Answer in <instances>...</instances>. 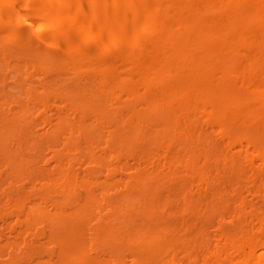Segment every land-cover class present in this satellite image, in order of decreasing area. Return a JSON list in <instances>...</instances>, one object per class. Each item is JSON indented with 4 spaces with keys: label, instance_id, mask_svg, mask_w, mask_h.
<instances>
[{
    "label": "bare ground",
    "instance_id": "1",
    "mask_svg": "<svg viewBox=\"0 0 264 264\" xmlns=\"http://www.w3.org/2000/svg\"><path fill=\"white\" fill-rule=\"evenodd\" d=\"M4 32L7 33L5 34L6 36L9 34L8 36L10 38H8V40L11 38H15L18 40V43L16 44L18 45L19 53L17 54L19 55H16L14 59V65L12 64L11 61L12 59L10 60L12 56H10V58L8 57V59L7 57L5 58V55L3 56L4 58L1 60L7 62L5 63L7 68L3 67L4 69L6 68L5 69L6 72L4 71V69H2L3 72L5 73L3 75L7 79L8 77L9 78L11 77L10 71L13 72L15 70L13 67L15 68L18 67V69H20V72L23 69V72L26 74L27 78L26 80H23L21 82H22V86L25 85V87L23 86L25 89L27 88L26 86L30 84L28 86V88L30 87L29 90H26L29 91L27 92L29 94L26 98V102L28 104L31 103L34 105L32 106L30 104L29 106H32L34 110L33 114H35L39 119V120L37 119V121H39L40 124H37V126L42 125L44 130L48 132L55 129L58 134L56 135L57 137H59V135L64 136L66 134L67 137L71 139L73 135L83 134V137L88 138L89 136H86V133H88L89 131L86 132L84 130V132L83 131L81 133L79 132L80 131L79 122H81L82 124H85L87 122L89 123L92 122V124L96 123V125L97 124L99 126L101 125L100 127L102 128L103 127L106 128L107 126H109V128L111 126L112 128H114L113 130L115 131L109 129L111 130L110 132H107L109 135L107 134L108 136L106 137L104 136L105 138L108 137L106 141L104 140L105 143H103V144H107L108 148L109 145L112 146V144L109 142L112 141L111 138L113 136L115 137V135L118 136L117 140L115 139L117 141V144H121V146L122 144L125 145L126 149L127 147L133 146L135 142L137 144L138 143L143 144V142L145 144L146 141L148 142V144L146 142V144L149 146V148L147 147L148 149H146L148 153L146 154V156L141 154L142 156L140 157L141 150L139 151V154L137 151L135 153H131L132 151L130 152L131 154L129 155V157H127V160H125L127 162L128 160L131 161L133 159L131 155L132 154L134 155V159H133L134 161L132 160L133 166L130 164V167L128 166L125 167V165L127 164L129 165V163L127 162H126L127 164L125 163L123 166V163L122 162L120 163L121 157L115 155L114 152H112L115 155L114 157L116 159L120 157V159H117V161L119 160L118 163L120 165H117L118 164L117 163L116 165L112 166L113 169L109 168L107 170L108 173L107 175L109 174L111 176L112 175L116 176L114 174L127 175V171L131 170L128 171V173L129 172L131 173L128 174L127 178H131V179L133 178L132 180L134 181V182L132 181V187L131 184H129L130 183L129 180H127L129 182L127 184L128 186L122 185L123 187L127 188V190L120 187L121 183H117L118 185L115 183L113 185L114 188L113 186L111 187L112 189L116 190L118 188V187L116 188V185L119 186L118 192L123 190L121 194L124 200L126 199L124 202L127 203L128 201H131L129 202L131 203L129 207L128 206L124 207L127 204L126 205L121 204L120 207L116 205L117 207L116 206L115 207L119 208L118 209L119 211H123L124 213L125 211H128V209H130V211L137 210L136 212H138L140 215H143L144 219L145 218L147 219L148 216H152V215L157 216L156 214L158 213L159 209L162 208L161 205L163 203L166 204L167 200H165L166 202L161 201L162 203L161 204V203H157L158 201L155 198H154L155 200L153 199L154 201L150 199L151 198L149 196L150 192H152V190H154L153 188L157 186L154 187L150 186V184H148L147 182L146 184L148 185H147V189H144L145 192H142V190L140 191L139 189L142 186L140 184L141 183L144 184L142 181L145 179L149 180V182L150 180L161 179L159 181H162V183L159 182L160 183L159 186H161V188L164 187V189L167 188L168 186H170L171 188V186L173 185L172 184L169 185V184L170 182H174L175 184H178L179 186L183 187L182 189L183 190L185 189V191L189 187L188 188L189 192L191 189L190 194L192 193L196 195L195 192H197L198 196L196 195L197 197H195L196 199L194 198V200L196 201L197 199L199 200L197 201L200 202L199 206L195 204L193 198L189 196H184V197L181 196L182 200L180 201L179 206L180 204L182 205L183 203L184 207L182 208H185L184 210L187 212L186 213L187 215L186 214L185 215L189 216L186 217V220L187 219L190 220V217L193 219H197V218L202 219L204 217L203 216L204 212L201 207H202V203H204L205 201L204 198L208 193H210L209 196H215V197L217 196L216 198L219 197V202L221 200V202H223L222 205L223 204L225 205L224 210L228 208L231 200L232 201L233 199L236 200L235 201L236 208H234L235 210L232 211V213L229 214V216L226 215L227 218L225 215L223 217H220L219 222L226 223L225 221L228 220L231 222V224L235 223L237 226L227 227V229L226 228L223 229V227L222 229L220 228L221 230V231L219 230L221 232L220 236L217 239V241L215 240L216 242H214L215 245H213V247L205 244L204 241H206L207 239L205 240L203 236V238L200 237L201 239L198 238L200 239L199 244L196 243L197 241L195 242L198 245V246L195 245L197 246V248L195 246H192L195 247L194 248L195 250L193 251V249L191 248L189 249L187 254L184 255V253L182 252L184 251L186 252L188 250L187 249L188 246L187 244H186L187 247L184 246V243L187 242H185L183 238L179 236L181 234L184 235L183 232L179 233L178 235L180 238H182L183 241L180 239L178 240V237L177 240L174 241V238L173 237L171 238V236L169 237V235L174 233L172 232L174 231L172 229H175L177 225L174 226V228H172L173 223L171 225V223H167V222L158 223L157 221H155L157 223H153L154 225L152 224L150 225L152 226L150 227L152 234V235L150 234V236L153 239L151 237L149 238V232H147L148 233L147 236L144 237V235L142 236V234H140L142 237L135 239L136 244L137 243L140 244L135 245L134 248L136 249V246L137 247L139 246L140 249L139 251H142L141 248L145 246V244L149 239H151L148 241L149 243L151 241L150 245H148L149 243H147L146 247L153 249L154 251L152 250V252H149L150 254L147 252L149 255L148 256L146 255L147 257L146 256L144 257L147 258L149 261L148 260L146 261V259L145 262L143 260L144 263L141 262L142 259H140L141 261H139V258L143 253L138 254L137 252L139 251H136V253L140 257L135 255V253L134 255L132 254L133 256L138 257L137 259H135L134 262H132L134 260L133 259L134 257L131 259L130 263L128 262L125 263V260L121 259L122 260L121 261L119 260L120 258L118 257L119 258L117 259L118 262L120 261L122 263L124 261V263L122 264H131V263L132 264L134 263L135 264H140V263L142 264H264V0H0V33H4ZM1 49H3V47ZM32 54H34V57L32 56ZM56 70L58 73H60L57 76L60 75L61 77V74H63L64 76L62 75V77H64V79L66 78L68 81L66 79L65 81H63L64 79L59 77L56 78L55 80L56 82H55L54 80L51 79V76L47 77V74L49 72L51 74L52 71H56ZM64 70H66L67 74L66 73L64 74L65 72ZM15 72H13L15 74L14 76L15 80L13 81H17L16 78L18 77L16 76V74L18 73ZM23 72H21V75L23 74ZM68 74L70 76L71 75L73 76L75 83L77 84L76 87L72 86L73 79L67 78L66 75ZM3 75L1 76L3 77ZM35 75L40 76L41 78L47 77L46 79L44 78L42 80H40L41 78L39 77V84L44 81L45 83L48 82L50 78L52 81L49 80V82L54 81L53 83L54 88H47V85L45 86V84L43 85V83H41L40 85L38 84L39 86L38 85L35 86L36 82L35 84H32L34 85L32 86L29 80L33 79V76L35 77ZM82 75L87 76L89 78L90 80L89 84L86 82L87 80H85L87 77L85 78ZM81 77L85 78L84 81H81L83 82V85H81L82 84L81 82L79 83V81L83 79ZM69 80L71 81V83ZM5 81L7 82V80ZM26 82L27 83L29 82V84H27ZM60 82L62 85H64V83L69 84V87H67L68 85H66V87L63 86L61 88L62 85L60 84ZM51 84L52 83H50L48 86H50ZM56 85L57 87H55ZM113 85L115 86L113 87ZM49 89L56 91V93L54 91L50 92ZM52 92L55 93V96H53L52 99L54 100L59 99V102L61 104L59 103V105H57L58 103L57 102L56 104L53 105L52 101L54 103V100L50 102L49 99L51 98L49 94H51ZM27 107L26 109L30 108ZM9 109L12 110V108ZM14 109L12 110V113H9V116L11 114L10 116L11 118L16 116L19 117V120L17 121H20L21 123L16 121V123L12 125L11 124L12 122L10 121L12 119H10L7 116V118L9 119L8 120L5 117L6 115L3 114V112L2 114L4 115L3 117L7 121L6 125L4 123V125L7 127L6 130H8V128L10 127L8 131L11 132L12 131L11 129L13 128L15 129L16 127L17 130L15 129V131L18 133L19 125L20 126L22 125L21 127H23V125L25 126V124L23 123L26 122V120H24L25 117L23 115L26 109L25 110L21 109L17 112H15L16 110ZM7 110L6 111L4 110L5 111L4 113L6 112L8 113ZM31 121L35 122V120H31ZM31 121H30V127L32 126ZM34 122L32 124H34ZM67 124H71L70 127ZM27 125H29V122ZM2 128H4V126H2ZM21 130L20 132H23V130L22 131ZM98 130H100V128ZM24 132H26V130H24ZM99 134L100 133H98L97 135L99 138L98 140L99 142H102L103 138H101L100 140ZM66 135L64 137H66ZM102 135L104 134L102 133ZM17 137L15 138L17 139ZM22 137L23 136L19 137L20 140L22 139ZM43 137L46 136L44 135ZM96 138L97 137L95 136V139ZM91 139L92 138H90V140ZM45 140H48L47 137ZM52 140L54 139L52 138ZM62 140L67 141V139L65 138ZM98 146L99 145H97L96 148ZM151 146H153V148ZM52 147L49 146V148L53 149V151L49 149L50 151L48 152L50 154L52 153L55 154L56 153L54 150L55 146L53 148ZM68 147L64 146L65 151L68 150L69 153L70 151L73 153L77 151L76 154L78 153V150L76 149L77 146L75 148V145L71 144V146L68 145ZM64 148L62 150L63 152H64ZM85 148H88V146ZM143 148L145 147L143 146ZM131 149L132 147L130 148V150ZM58 150L59 149H57L56 151ZM83 150L85 151L86 149ZM57 154H61V153L57 152L55 155ZM136 154H138V156ZM51 157L54 158V155ZM69 161L70 160H68V163H70L69 165L73 164L72 162ZM96 161L94 163H96ZM220 162L223 165L222 164L220 165ZM88 163L90 162L87 161V164ZM101 164L99 163V167H101ZM143 165L147 166L148 169L147 170L142 169ZM93 166L95 167L96 164ZM115 166L117 168H115ZM220 166L222 167V171H224L225 169L229 171V172L224 171L225 174L229 173L227 174L228 175L227 181L230 187L229 192L228 191L223 192V190H220L223 193H219V190L216 191L215 189H213L214 187L211 186L213 182L216 184L217 182L215 181H218L219 179L222 180L219 177V175L222 174ZM55 167H57V165ZM84 171L82 172L85 173ZM125 171L126 174L124 173ZM58 172L59 170L57 171V173ZM63 173L64 172H62L61 174L63 175ZM97 173L95 175H97ZM64 175H66V178L68 179L73 178L71 176L69 178L70 173L68 172V170L67 172H65ZM139 176L141 177V179L138 178ZM135 177L138 179H136ZM61 179L63 181V177H61ZM68 179L65 180V183L66 181H68ZM95 179L97 180V178ZM46 180L47 179H45V184H46ZM189 180H192L193 181L192 183L196 184V186L193 187V185H191L192 183H190L191 181ZM40 182L41 181H39V183ZM102 182L103 181H101V183ZM88 183L91 186V184H93L94 181L93 183L91 181ZM68 184L69 183L65 184L66 187ZM178 185H175V187L176 188L179 187ZM251 185L254 186L253 193H250L248 190H245L247 187ZM70 186L71 185H68V187ZM106 187L108 189L109 186H105L104 188ZM104 188L103 191H107V189L104 190ZM135 188L137 189L136 191ZM217 188L219 187L216 186V189ZM33 189H35V187ZM82 189L85 190V188ZM182 189H179L178 191L181 190L180 194L184 193L185 195L187 191L182 192L183 191ZM138 190L142 193H140ZM171 190L172 189H170V193L172 192ZM99 191L97 192L94 191L95 193L94 192L92 193L96 194ZM173 191L174 193L172 192L171 195L169 194V197L167 196L169 199L171 196L172 197L177 196L176 195L177 192L174 189ZM64 192L63 193L66 194V191ZM114 192L115 191L109 193V195L114 194ZM63 193L61 192L62 195ZM188 193L186 195H188ZM102 194L100 196L101 198H102ZM173 194H175V196ZM58 195H60V193ZM106 196H108V194H106ZM248 196L252 197L253 199L256 198L260 199L262 202L261 206L254 209L255 204L253 205L250 204V202L248 203L247 201ZM96 197H98V194ZM120 197L119 195L118 196L116 195V199H114V201L112 202L113 203L117 202V200ZM161 198L158 197V200ZM18 199L16 198V203L17 201H19ZM48 199L51 200V198ZM75 199L76 198H74V200ZM109 199L111 200V198ZM176 199H178L179 201V197ZM105 200L107 201V198ZM88 202L90 203V201ZM119 202L117 203L120 204ZM165 204H163V208L166 209L164 211L165 213H167L166 215H169L168 214L169 212L173 214V211L175 210L171 206V204L168 205ZM219 204L220 203H218L217 205ZM230 204L235 205L232 204V202ZM206 205L209 206V204ZM83 206L85 205L83 204ZM91 206L90 207L94 209L93 205ZM113 206L111 212H113V214H117L115 212L117 209L115 210ZM166 206H169L171 208L167 210ZM75 207L77 208V205ZM80 207H82V205ZM123 207L126 209H124ZM130 207H132V209ZM68 208L71 207L68 206ZM89 208L87 207V209ZM92 209L90 210L91 212ZM73 211L74 209L72 210V212ZM90 211L88 212L89 218L93 215V213L96 210L92 213L91 216L89 215ZM129 212L128 213L126 212L125 214H129ZM81 213L80 215H82ZM97 213L99 212L97 211ZM83 214H86V212ZM102 214L103 213H101L100 215L99 213V216L101 217ZM163 214L161 215V217L164 218L165 215ZM44 215L46 214L42 215L43 218L46 219ZM119 215L121 216V214ZM175 215L176 214L174 212V217ZM248 215L250 218L248 217ZM158 216H160V213L158 214ZM78 217L82 218V216H78ZM104 217H101V219ZM245 217L246 219L247 217L249 218L248 220L249 222L248 221L246 222ZM172 218L170 219L174 220L176 217L173 219ZM64 219L65 217H63L62 220ZM76 219L81 221L80 218H76ZM150 219H152V217ZM183 219L185 218L183 217ZM55 220L56 221L54 223L58 224L57 220H59V218L56 217ZM78 220H76V222ZM106 220L108 221L106 222V224L109 223L108 225H110L111 224L110 219L109 220L106 219ZM205 220L207 222L208 219ZM81 222L84 223V219ZM81 222L79 224H81ZM98 222L97 224H102L103 221L102 222L100 221V223ZM194 222H195L194 224L198 223L196 222V220ZM65 223L62 224L59 223V225L63 226V224ZM73 223L74 222H72V225ZM75 223L73 226H78V224L76 225ZM103 223H105V220ZM115 223L117 224V222ZM240 223L243 224V226ZM57 224L56 226L54 225V227H58ZM193 226L197 227V225H193ZM93 227L94 225L90 226V229ZM105 227L107 226L105 225L103 228ZM110 227L112 226H109L108 229L106 228L107 231L110 229ZM183 227L181 226L179 228H183ZM79 228H82V225ZM95 228L98 229V226ZM96 229L95 230L91 229L92 233L93 231L95 232ZM99 229L98 232L100 231L102 232V230L106 231V229H102V227H101L102 230ZM131 230L132 229H130L129 231ZM181 230L182 229H179V231ZM190 230L189 231L192 233L193 232L192 229ZM183 231H185L184 233H186L187 230H183ZM66 232L68 233V231H65L64 233ZM83 232L85 233V231ZM98 232L95 234L98 235L99 234ZM106 232L102 234H104L105 236ZM124 233L126 232L124 231ZM119 234H121L120 235L121 239L119 238ZM59 235L61 236L63 234H59ZM74 235L76 234H73V237ZM77 235L74 237V240H76ZM81 235L84 236V234ZM122 235H123L122 232L118 233V237H117L118 241L119 239L122 240V237L124 235L127 236L130 234L127 233L124 234L123 236ZM157 235H160V237L163 236L162 238L169 237L168 242L162 243L164 239L162 240L159 236L157 238ZM189 235L191 236V234ZM54 236L52 237L51 242H54L56 244V242L53 240L54 239L56 240L57 238H55ZM82 236L80 238H82ZM65 237L68 236L66 235ZM143 237L146 238V240ZM147 237L149 238L148 240ZM192 237H194L195 239V236ZM70 238L67 239L69 240ZM106 238L107 236L105 237V240ZM170 238L172 240H170ZM67 239L63 243L66 242H67L66 244L73 243V240L69 242ZM141 239L144 242H141ZM94 240L93 241L91 240L92 244L95 243ZM112 240L115 241L114 238ZM125 240H127V238ZM76 241H78L77 243L81 242V241L79 242V238ZM76 241H74V243ZM160 241L161 243H158ZM191 242L192 240L188 243ZM60 243H62L61 240ZM83 243H82L83 246L80 244L81 247H84L85 244ZM92 244L91 247H93ZM114 244H116V242ZM68 246H70V248H68L70 250L74 247V245L72 246V248L71 245ZM109 246L108 249H110L111 251V247L114 248V246L111 247ZM122 246H119L120 249L122 248ZM152 246L153 248H151ZM75 247L78 249V247L80 246L78 245ZM119 247L117 246V248ZM76 248H74V250L77 251ZM64 249L63 250L61 249V251H64ZM68 249L66 248L65 250ZM177 249L181 250V252L179 251L180 254L178 253ZM99 250L98 252L101 253V251ZM118 250L119 249H117L116 251ZM171 250L172 252L173 250L176 251L174 256H172V254L170 255V253L172 252L169 251ZM121 251H123V254H125L124 250ZM62 253L64 252H61V254ZM73 254L75 255V253ZM56 255L57 254H55V256ZM175 255H178L181 258L178 257L177 259ZM91 258L93 259L92 256ZM73 259L74 257H72V260ZM76 259L79 260V258ZM84 260H85L84 262H86L88 259L87 260L84 259ZM88 262L87 264H90ZM101 264H104V262Z\"/></svg>",
    "mask_w": 264,
    "mask_h": 264
},
{
    "label": "rangeland",
    "instance_id": "2",
    "mask_svg": "<svg viewBox=\"0 0 264 264\" xmlns=\"http://www.w3.org/2000/svg\"><path fill=\"white\" fill-rule=\"evenodd\" d=\"M5 34H7L6 32H4V33H0V51L2 52H0V103H1V105H0V113L2 114V112H3V114L4 115H6L5 117L7 118V116L10 118V119H12V120H10L11 122H8V123H11L12 125H14V123H16V121L17 120H19V117H10L11 116V114H10V116H9V113H12V110L14 109V110H16L15 112H17V111H19V110H21V109H23V110H25L26 109V107L28 106V107H30V108H28V109H26L25 111H24V115H23V113H22V115L25 117L24 118V120H26V122H24L23 124H25V126L23 125V127H21L20 125H19V131H18V133L15 131V129L17 130V128L15 127V129L13 128V127H11V128H13V129H11L12 131L10 132V131H8L9 129H10V127L8 128V130H6L7 129V127L5 126L6 124H7V121H6V119L3 117L4 115L2 114H0V116L1 117H3V118H1L0 117V119L2 120V122H1V120H0V264H62V262H63V264H83V262L85 261L84 259H88L89 260V262H88V260L86 261V262H84V264H87V262L88 263H94V264H101V263H103L104 262V264H120L119 262H118V260L117 259H119V260H121V259H123V260H125V263H130L131 262V259L133 258L134 260L132 261V262H134L135 261V259H137L138 257H140V256H138V254H141V253H143V254H141V257L139 258V261H141L140 259H142V261L141 262H143V260H144V262H145V259H146V261L148 260L147 258H144L146 255L148 256L150 253L149 252H152V250L153 249H150V248H147L146 246V244L147 243H149L148 241L149 240H151V239H149L151 236H150V234H151V228L150 227H152V226H150L151 224L152 225H154L153 223H162V222H167V223H171V225H172V223H173V225H172V228H174V226H176L175 227V229H172V230H174V231H172V232H174V233H172L171 235H169V237L171 236V238L173 237L174 238V241L175 240H177V237H178V240L180 239V240H182V238H183V240L185 241V242H187V243H184V246H186V244H187V246H188V250L185 252L184 250V252H182V253H184V255L185 254H187V252L189 251V249H193V251L195 250L194 248L196 247L197 248V244L196 243H198L199 244V241H200V239L201 238H203V236H204V239L206 240V241H204L205 242V244L206 245H210L211 247H213V245H215V243L214 242H216L217 241V239L219 238V236H220V228L222 229V227H223V229H227V227H231V226H237L235 223H233V224H231V222L230 221H225L226 223H223V222H219L220 221V217H223L224 215L226 216H229V214H231L232 213V211H234L235 209L234 208H236L235 206H236V203H235V201L236 200H234L233 199V201L231 200L230 201V203L232 202V204H235V205H231L230 203H229V206H228V208H226L225 210H224V207H225V205L223 204L222 205V203L223 202H221V200H220V202H219V197L218 198H216L215 196H209V194L210 193H208V194H206V197L204 198L205 199V201H204V203H202V210H203V212H204V214H203V212H202V214H203V216L205 217H203L202 219L201 218H197V219H199V220H197V219H193V218H191L190 217V220L189 219H187L186 220V217H189V216H186L187 214V212L184 210L185 208H182V207H184V205H183V203H182V205L180 204V206H179V203H180V201L182 200V197H184V196H189V197H191V198H193V200H194V198L195 197H197L198 195H197V192H195V190H194V192L196 193V195L195 194H190V192H191V189H190V192H189V190H188V188L186 189V191H185V189L183 190L182 188L183 187H181V186H179L178 184H175L174 182H170V184L169 185H173V186H171V188H170V186H168V184H167V188H165L164 189V187H162L161 188V186H159V184L160 183H162V181H159V180H161V179H155V180H150V182H149V180H143L142 182L145 184H140V185H142L141 187L140 186H138V187H140V191L142 190V192H145L144 191V189H147V185L148 184H150V186H157V187H154L153 189L154 190H152V192H150V199H157V203H161V201L163 202H166L165 200H167V202H166V204L165 203H163V204H165V205H168V204H171V206L174 208V210L175 211H173V214H171V212H169L168 214L169 215H166L167 213H165L164 211L166 210L165 208H163V204L161 205L162 206V208L164 209H162V208H160L159 209V211H158V213L156 214L157 216H158V214L160 213V216H158V218H157V216H155V215H152V216H148L147 217V219L145 218H143V215H140L138 212H136L137 210H132V211H130V209H128V211H125L124 213H123V211H119L118 209L119 208H116L117 206H121V204H127L126 206H124V207H129V205H131V203H129V202H131V201H128L127 203H125L124 201L126 200H124V198L122 197V194H121V192L123 191V190H121L120 192H118L119 191V186H117L118 184L117 183H121V185H120V187L121 188H123V189H125V190H127V188H125V187H123V186H128L127 184L129 183V184H131V187H132V179L131 178H127V176H128V174H130L131 172H129L128 173V171H131V170H128L127 171V175H119V174H114V175H116V176H113V178H112V176L110 175H107L108 173H107V170L110 168V169H113V167L112 166H114V165H116L118 162H119V160L117 161V159H120V157H121V160H120V163L122 162L123 163V166H124V164L127 162V161H125V160H127V157H129V155L131 154V153H135L136 151L138 152V154H139V151L141 150V153H140V157L142 156L141 154H143V155H145L146 156V154H148L147 153V150L146 149H148L149 148V146L147 145L148 144V142H147V144H146V142H145V144H144V142H143V144L142 143H132L133 144V146H131L132 147V149L130 150V148L131 147H127V149H126V146L125 145H123L122 144V146H121V144H117V138H118V136H116L115 134V137L113 136L112 138H111V140L112 141H110L109 139V143H111L112 144V146H110L109 145V148H108V146H107V144H103V143H105V141H106V139L108 138H105L106 136H108L109 134L107 133V132H110L111 130H109V129H114V128H112V126L109 128V126H107L108 127V129H107V127L106 128H102V127H100L98 124L96 125V123H93L92 124V122H87V123H85V124H82L81 122H79V129H80V133L83 131L84 132V130L87 132V131H89L88 133H86V136H89L88 138L87 137H83V134L81 135L80 133V135H78V134H76L77 135V137H76V135H73V137L71 138V139H69V137H67V135H66V137H64L63 135L61 136V135H59V137H57L56 135H58L57 134V131L54 129V130H49L50 132H48V131H46V130H44V128H43V126L42 125H38L37 126V124H40L39 123V121H37V119H38V117L35 115V114H33L34 112V110H33V108H32V106H34L33 104H31L32 106H29L30 104H28L27 102H26V98H27V96H28V94L29 93H27V92H29V91H26V90H29V88H28V86L30 85L29 84V82L27 83V84H29V85H27L26 87V89L24 88L25 87V85H23L22 86V82L21 81H23V80H26V78H27V76H26V74L23 72V69H22V71L21 72H23V76L21 75V72H20V69H18V67L17 68H15V67H13L15 70H16V72L19 74H16V76H18L17 78H16V80L17 81H13V80H15L14 79V76H15V74L13 73V72H15V70L12 72V71H10L9 73L11 74V77L13 78H7L6 79V77H4V75L3 74H5L4 72H3V70L2 69H4L3 67H6V65H5V63H7V62H4L3 60H1V59H3L4 57V55H5V58L7 57V59H8V57L10 58V56H12L11 58H10V60L12 61V64L14 65V59H15V57H16V55H19V54H17V53H19V51H18V45L16 44V43H18V40L17 39H15V38H11V39H9L8 40V38H10L8 35L6 36ZM12 37V36H11ZM12 40V41H11ZM12 42V43H11ZM3 47V49H1ZM16 47V48H15ZM14 49H17V50H14ZM3 50H4V52H3ZM13 50V51H12ZM11 51H12V53H11ZM15 51V52H14ZM18 51V52H17ZM14 52V53H13ZM4 53V54H3ZM13 54V55H12ZM7 55H9V56H7ZM15 55V56H14ZM14 56V57H13ZM32 56L34 57V54H32ZM6 59V60H7ZM12 64H10V65H12ZM7 68V67H6ZM5 68V69H6ZM5 69H4V71H5ZM9 69H11V68H9ZM2 70V71H1ZM63 71V70H62ZM65 72H64V74L66 73V70H64ZM6 72V71H5ZM7 72H8V70H7ZM15 72V73H16ZM61 72V71H60ZM8 73V74H9ZM7 74V73H6ZM58 74H60V73H58L57 72V70L56 71H52L51 72V74H50V72L47 74V77H50L51 76V79L52 80H56V78H59L60 77V75L59 76H57ZM67 74V73H66ZM1 75H3V77L5 78H3ZM62 75L63 74H61V77L60 78H63L64 79V77H62ZM69 75V74H68ZM66 75L67 76V78L69 79V78H72L73 79V84H72V86L73 87H76L77 86V84L75 83V80H74V78H73V76L71 75ZM8 76H10V75H8ZM20 76H21V78H20ZM64 76V75H63ZM82 76H84V75H82ZM23 77V78H22ZM39 77L40 76H36L35 75V77L33 76V79H31V80H29L30 82H31V85L32 84H35V82H36V84H35V86H37L38 84H39ZM43 77V76H42ZM47 77H44L45 79L47 78ZM85 78L87 77V76H84ZM84 77H81V78H83L82 80H80V78H79V83L81 82V81H84ZM41 78V77H40ZM44 78H41L40 80H42V79H44ZM38 79V80H37ZM50 78H49V80H51ZM66 79V78H65ZM65 79L63 80V81H65ZM5 80H7V82L5 81ZM19 80V81H18ZM49 80H48V82H46L45 83V81L44 82H41V83H43V85L45 84V86L47 85V88H54V85H53V83H54V81L53 82H49ZM67 80V79H66ZM71 80V79H70ZM69 80V81H70ZM85 80H87L86 82L89 84L90 83V80H89V78L87 77ZM60 81V80H59ZM68 81V80H67ZM67 81H66V83H67ZM3 82V83H2ZM21 82V83H20ZM56 82V81H55ZM57 82H58V80H57ZM26 83H23V84H26ZM40 83V84H41ZM50 83H52L50 86H48ZM70 83H71V81H70ZM82 84L81 85H83V82H81ZM12 84V85H11ZM39 84V85H40ZM57 84V83H56ZM60 84H61V82H60ZM86 84V83H85ZM13 85H14V87H13ZM38 85V86H39ZM58 85V84H57ZM57 85L55 86V87H57ZM62 85V84H61ZM61 85H59V86H61ZM66 85H68L67 87H69V84H65L64 83V85H62L61 86V88L63 87V86H65L66 87ZM87 85V84H86ZM86 85H85V87H86ZM4 86V87H3ZM6 86V87H5ZM32 86H34V85H32ZM31 86V87H32ZM70 86H71V84H70ZM115 85H113V87H114ZM23 87V88H22ZM80 87H82V86H80ZM79 87V88H80ZM84 87V86H83ZM59 88V87H58ZM72 88V87H71ZM81 89V88H80ZM82 90H83V88H82ZM49 91L51 92V91H54V90H50L49 89ZM81 91V90H80ZM55 93H56V91H54ZM54 92H52L51 94H49V96H50V98L51 99H49L50 100V102L52 101V100H54V99H52L53 98V96H55V93ZM54 93V94H53ZM81 93V92H80ZM57 96V95H56ZM79 97H80V95H79ZM56 101V102H55ZM58 102V103H57ZM79 102H80V100H79ZM2 103H3V105H2ZM57 103V105H59V99H55L54 100V103H53V101H52V104L54 105V104H56ZM61 104V103H60ZM56 105V106H57ZM61 106V105H60ZM58 107V106H57ZM6 108V109H5ZM9 108H12V110H10ZM8 109V110H7ZM1 110H3V111H1ZM7 110L8 111V113L6 112V113H4L5 111ZM14 112V111H13ZM20 117H22V116H20ZM5 119V120H4ZM8 119V118H7ZM23 119V118H22ZM4 120V121H3ZM9 120V119H8ZM31 120H35V122L34 121H31ZM39 120V119H38ZM13 121H15V122H13ZM30 121H31V127H30ZM17 122H20V121H17ZM23 122V121H22ZM28 122H29V125H27L28 124ZM34 122V124H32ZM4 123H5V125H4ZM21 123V122H20ZM2 124V125H1ZM19 124V123H18ZM18 124H16V125H18ZM36 124V125H35ZM9 125V124H8ZM69 127H70V125L71 124H67ZM2 126H4V128H2ZM11 126V125H10ZM34 126V127H33ZM6 127V128H5ZM26 127V128H25ZM28 127V128H27ZM67 127V126H66ZM97 127H99L100 128V130H98L99 128H97ZM115 127V126H114ZM21 128H22V130H23V132H24V130H26V132H20V130H21ZM85 128V129H84ZM87 129V130H86ZM88 129H90V130H88ZM98 131H97V130ZM103 129V130H102ZM21 130V131H22ZM14 131H15V133H14ZM29 131V132H28ZM100 131V132H99ZM113 131H115V130H113ZM20 133V134H19ZM26 133H28V134H26ZM98 133H100L99 134V137H100V140H101V138H103V141L102 142H99V138H98ZM102 133L104 134V135H102ZM18 134H19V136H18ZM22 134V135H21ZM108 134V135H107ZM16 135V136H15ZM23 136L22 137V141L20 140V138L19 137H21V136ZM25 135V136H24ZM31 135V136H30ZM46 136L47 137V139L48 140H45L46 139V137H43V136ZM18 136V137H17ZM49 136V137H48ZM52 136V137H51ZM56 136V137H55ZM95 136L97 137L96 139L98 140H96L95 139ZM105 136V137H104ZM15 137H17V139L15 138ZM67 139V141H63L62 139ZM76 137V138H75ZM32 140H31V139ZM52 138L54 139V140H52ZM57 138V139H56ZM81 138V139H80ZM90 138H92L91 140H90ZM105 138V139H104ZM29 139V140H28ZM50 139H51V141H50ZM56 139V140H55ZM72 139H74V140H72ZM116 139V140H115ZM28 140V141H27ZM70 140V141H69ZM78 140V141H77ZM79 140H80V142H79ZM66 142V143H65ZM70 142V143H69ZM83 142V143H82ZM85 142V143H84ZM86 142H88V143H86ZM95 142V143H94ZM55 143V144H54ZM60 143V144H59ZM74 143V144H73ZM91 143V144H90ZM97 143V144H96ZM116 143V144H115ZM48 144V145H47ZM69 146H71V144L72 145H75V148H76V146H77V150H78V153L76 154V152H71L70 151V153H69V151L68 150H66L65 151V148H64V146H66V147H68V145ZM88 144V145H87ZM95 144V145H94ZM100 144H102V145H100ZM137 144V145H136ZM150 144V143H149ZM60 145V146H59ZM90 145V146H89ZM97 145H99L97 148H96V146ZM106 145V146H105ZM137 147H136V146ZM138 145H139V147H138ZM49 146L50 147H54L55 146V148H54V150H55V152L57 153H61V154H57V155H55V154H53L54 155V158L53 157H51V156H53L52 154H50L48 151H50L49 149H51V148H49ZM88 146V148H85V147H87ZM114 146H116V147H114ZM120 146V147H119ZM125 146V147H124ZM143 146L145 147V148H143ZM52 147V148H53ZM90 147V148H89ZM114 149H113V148ZM141 147H142V149H141ZM148 147V148H147ZM152 148H153V146H151ZM63 148H64V152L62 151L63 150ZM68 148H70V147H68ZM94 148H96V149H94ZM99 148V149H98ZM105 148V149H104ZM137 148H139V149H137ZM151 148V149H152ZM57 149H59L58 151H56ZM67 149V148H66ZM83 149H86L85 151L83 150ZM107 149H108V151H107ZM118 149V150H117ZM124 149V150H123ZM137 149V150H136ZM52 151H53V149H51ZM94 150V151H93ZM111 150V151H110ZM127 152H126V151ZM128 150H130V151H128ZM143 150H144V152H143ZM150 150V149H149ZM154 150H155V147H154ZM51 151V152H52ZM60 151H62V152H60ZM88 151V152H87ZM89 151H91V152H89ZM96 151V152H95ZM104 151H107V152H104ZM121 151V152H120ZM132 151V152H131ZM145 151H146V153H145ZM152 151V150H151ZM36 152V153H35ZM83 152V153H82ZM112 152H114V154L115 155H118V156H120L119 158H115L114 156V154L112 153ZM117 152V153H116ZM119 152H120V154H119ZM131 152V153H130ZM149 152V151H148ZM39 153V154H38ZM49 153V154H48ZM67 153V154H66ZM88 153V154H87ZM96 153V154H95ZM129 153V154H128ZM70 154V155H69ZM82 154V155H81ZM95 154V155H94ZM107 154V155H106ZM138 154H136L137 156H138ZM61 155V156H60ZM89 155V156H88ZM92 155H93V157H92ZM135 155V156H136ZM56 156V157H55ZM65 156V157H64ZM87 156H88V158H87ZM68 157V158H67ZM80 157H82V158H80ZM101 157V158H100ZM131 157L134 159V155L132 154L131 155ZM130 157V158H131ZM38 158V159H37ZM41 158V159H40ZM56 158H58V159H56ZM73 158V159H72ZM87 158V159H86ZM99 160H98V159ZM105 158V159H104ZM110 158V159H109ZM113 159V161H112V159ZM125 158V159H124ZM137 158V157H136ZM53 159V160H52ZM67 159V160H66ZM82 159V160H81ZM95 159V160H94ZM124 159V160H123ZM129 159V158H128ZM132 159V160H133ZM36 160V161H35ZM68 160H70L69 162H72L73 164H71V165H69L70 163H68ZM72 160V161H71ZM86 160V161H85ZM93 160V161H92ZM96 160H98V161H96ZM124 162H123V161ZM129 161L128 160V162L127 163H129V165L127 164V165H125V167H130V164L133 166V161ZM38 161V162H37ZM56 161H57V163H56ZM62 161H64V162H62ZM85 161V162H84ZM87 161L88 162H90V163H88L87 164ZM96 161V163H94ZM110 161H111V163H110ZM98 162V163H97ZM101 162H102V164H105V165H102L101 164ZM104 162V163H103ZM56 163V164H55ZM68 163V164H67ZM99 163L101 164V167L102 166H104V167H102V169H101V167H99ZM9 164H11V165H9ZM60 164V165H59ZM82 164V165H81ZM96 164V166L94 167L93 165H95ZM108 164V165H107ZM110 164V165H109ZM222 163L220 162V165H221ZM43 165V166H42ZM57 165V167H55V166ZM62 165V166H61ZM85 167H84V166ZM117 165H120L119 163L117 164ZM223 165V164H222ZM41 166V167H40ZM45 166V167H44ZM87 166V167H86ZM106 166H108V167H106ZM91 167V168H90ZM97 167V168H96ZM119 167V166H118ZM142 167V166H141ZM221 167V166H220ZM46 168H47V170H46ZM80 168V169H79ZM104 168V169H103ZM115 168H117L116 166H115ZM49 169V170H48ZM56 169V170H55ZM65 169H67L68 170V172L70 173V175H69V178H70V176L71 177H73L72 179L70 178V179H68V178H66V175L68 174H66V175H64L65 174V172H67V170H65ZM75 169V170H74ZM76 169H78V170H76ZM90 169H92V170H90ZM94 169V170H93ZM142 169H144V170H147L148 169V167L147 166H145V165H143V167H142ZM55 170V171H54ZM59 170V172L57 173V171ZM85 170V171H84ZM95 170H97V171H95ZM105 170V171H104ZM144 170H142V171H144ZM224 170V169H223ZM76 171H78V172H76ZM82 171H84L85 173H83ZM89 171V172H88ZM93 171V172H92ZM94 171H95V173H94ZM224 171H228L227 169H225ZM224 171H222V167H221V173L223 174H220L219 175V177L222 179V180H218V181H215V182H217L216 184H218V185H216L214 182V186H213V183L211 184V186L212 187H214L213 189H215L216 191L217 190H219V193H223V192H229V190H230V187H229V184H228V181H227V178H228V175L227 174H229V173H227V174H225L224 173ZM62 172H64L63 173V175L61 174ZM98 172V173H97ZM229 172V171H228ZM97 173V175H95ZM101 173V174H100ZM125 174H126V171L124 172ZM76 174V175H75ZM86 174V175H85ZM59 175H60V177H59ZM87 175H88V177H87ZM78 178H77V177ZM90 176H91V178H90ZM98 176V177H97ZM100 176H102V177H100ZM109 176V177H108ZM122 176V177H121ZM226 176V177H225ZM50 177V178H49ZM61 177H63V181H62V179H61ZM68 177V176H67ZM85 177V178H84ZM93 177H95V178H97V180L95 179V178H93ZM100 177V178H99ZM105 177V178H104ZM223 177V178H222ZM68 179V181H66V183H65V180L66 179ZM80 178V179H79ZM87 178V179H86ZM92 178H93V180H92ZM115 178H116V180H115ZM118 178V179H117ZM127 178V179H126ZM136 178V177H135ZM138 178H140L141 179V177L139 176ZM138 178H136V179H138ZM45 179H47L46 180V184H45ZM51 181H50V180ZM61 179V180H60ZM74 179H75V181H74ZM77 179H79V180H77ZM83 181H82V180ZM89 179V180H88ZM142 179H144V178H142ZM106 180V181H105ZM110 180V181H109ZM115 182H114V181ZM120 182H119V181ZM127 180H129V182L127 181ZM158 180V181H157ZM226 180V181H225ZM39 181H41L40 183H41V185L44 187H42L41 185H40V183H39ZM48 181V182H47ZM63 183H62V182ZM80 181H82V182H80ZM92 182L93 183V181H94V183L93 184H91V186L89 185V183L88 182ZM101 181H103L102 183H101ZM152 181V182H151ZM154 181V182H153ZM189 181H191L190 183H192L193 181L192 180H189ZM59 182H61V183H59ZM72 182H74V183H72ZM84 182V183H83ZM110 182V183H109ZM127 182V183H126ZM134 182V181H133ZM146 182L148 183V184H146ZM160 182V183H159ZM226 182V183H225ZM57 183H58V186H57ZM67 183H69L68 185H71L70 187H68V185H67V187H66V185L65 184H67ZM82 183V184H81ZM87 183H88V185H87ZM110 185H109V184ZM111 183H113V184H111ZM117 184L116 185V190L115 189H112L111 187L114 185V184ZM123 183V184H122ZM151 183H152V185H151ZM153 183H154V185H153ZM178 185L179 187H175V185ZM36 184V185H35ZM61 184V185H60ZM106 184V185H105ZM134 184V183H133ZM226 184V185H225ZM25 185V186H24ZM35 185V186H34ZM80 185V186H79ZM86 185V186H85ZM92 185H93V187H95V188H93L92 187ZM101 185V186H100ZM123 185V186H122ZM191 185H193V187L194 186H196V184H194V183H192ZM38 186V187H37ZM60 186V187H59ZM62 186V187H61ZM63 186H65V187H63ZM77 186V187H76ZM81 186H82V188H85V190H83L82 188H81ZM83 186H85V187H83ZM88 186V187H87ZM103 186V187H102ZM105 186H109L108 187V189H107V187L106 188H104ZM145 188H144V187ZM158 186H159V188H158ZM216 186L217 187H219V188H217L216 189ZM12 187V188H11ZM25 187V188H24ZM35 187V189H33ZM41 188V190H40V188ZM97 187V188H96ZM143 187V188H142ZM223 187V188H222ZM250 187V188H249ZM249 187H247L245 190H248L250 193H253L254 192V186L253 185H251V186H249ZM23 188V189H22ZM38 188H39V191H38ZM63 188H65V189H63ZM74 188V189H73ZM78 190H77V189ZM79 188H80V191H79ZM89 188V189H88ZM102 188V189H101ZM103 188H104V190L105 189H107V191H103ZM113 188H114V186H113ZM130 188V187H129ZM157 188V189H156ZM172 189L171 191L174 193V191H173V189L177 192H175L176 193V197H170V199L168 198L169 197V194L171 195V193H170V189ZM192 188V187H191ZM70 190V191H68V190ZM96 189V190H95ZM99 189H100V191H101V194H102V192H103V194L105 195H103L102 194V198H103V200L105 201H103L102 200V198L100 197L101 196V194H100V191H99ZM110 189V190H109ZM156 189V190H155ZM160 189H161V191H160ZM168 189V190H167ZM179 189H182L183 191L182 192H186L185 193V195H184V193L183 194H180L181 192V190L180 191H178ZM193 189V188H192ZM34 190H35V192H34ZM62 190V191H61ZM74 191V192H72V191ZM137 189L135 188V191H136ZM138 190V191H139ZM159 190V191H158ZM166 190H167V192H166ZM220 190H223V192L222 191H220ZM64 191H66V194H64L65 192ZM77 191V192H76ZM86 192V194H85V192ZM89 191V192H88ZM94 191H99L98 193H96V194H94L95 192ZM111 191V192H110ZM113 191H115L114 192V194H110L109 195V193H112ZM139 191V192H140ZM155 191V192H154ZM57 192V193H56ZM61 192L63 193V195L61 194ZM68 192V193H67ZM72 192V193H71ZM81 192V193H80ZM92 192H94V193H92ZM142 192H140V193H142ZM162 192V193H161ZM165 192V193H164ZM189 192V193H188ZM193 192V193H194ZM60 193V195H58ZM71 193V194H70ZM74 193V194H73ZM78 194V197H77V194ZM79 193H80V195H79ZM83 193V194H82ZM116 193V194H115ZM157 193V194H156ZM188 193V195H186ZM94 194V195H93ZM97 194H98V197H96L97 196ZM106 194H108V196H106ZM193 195V196H190V195ZM65 195V196H64ZM67 195V196H66ZM69 195H70V197H69ZM76 197H75V196ZM90 195V196H89ZM92 195H93V197H92ZM116 195L118 196L119 195V199L117 200V202H119L120 204H118L117 202H115V203H113L112 201H114V199H116ZM160 195V196H159ZM162 195V196H161ZM174 196H175V194H173ZM246 195V194H245ZM248 195V194H247ZM50 196H52V197H50ZM64 196V197H63ZM72 196V197H71ZM80 196V197H79ZM85 196V197H84ZM88 196V197H87ZM105 198H104V197ZM168 196V197H167ZM182 196V197H181ZM18 197H19V199H18ZM47 197V198H46ZM83 197V198H82ZM89 197H90V199H89ZM94 197H95V199H94ZM158 197L159 198H161V199H159L158 200ZM164 197V198H163ZM179 197V201H178V199H176V198H178ZM229 197H231V196H229ZM16 198L19 200V201H17V203H16ZM48 198H51V200H53V201H51L50 199H48ZM67 200H65V199ZM73 198V199H72ZM74 198H76L75 200H74ZM80 198V199H79ZM84 198H85V200H84ZM89 200H88V199ZM91 198H92V200H91ZM100 199V200H98V199ZM107 198V201H108V203H107V201L105 200ZM109 198H111V200L109 199ZM168 198V199H167ZM171 198H173V199H171ZM199 198V197H198ZM207 198V199H206ZM78 199V200H77ZM83 199V200H82ZM97 199V200H96ZM109 199V200H108ZM113 199V200H112ZM154 199V200H155ZM196 199V198H195ZM217 199V200H216ZM69 200V201H68ZM73 202V203H75V204H73L71 201ZM79 200H80V202H79ZM87 200V201H86ZM153 200V201H154ZM176 200V201H175ZM213 200V201H212ZM15 201V202H14ZM47 201H50V202H47ZM76 201V202H75ZM86 201V202H85ZM88 201H90V203L88 202ZM98 201V202H97ZM113 203V205H112V203ZM168 201H169V203H168ZM176 203V205H175V203ZM195 201V204L196 205H198L199 206V204H200V202H197V201H199L198 199H197V201L196 200H194ZM247 201H248V203L250 202V204H255V208L254 209H256V208H258V207H260L261 206V204H262V202H261V200L260 199H258V198H256V199H253L252 197H250V196H248V198H247ZM64 204H63V203ZM77 202H78V204H77ZM93 202V203H92ZM110 202V203H109ZM172 202V203H171ZM213 202H214V204H213ZM234 202V203H233ZM252 202V203H251ZM67 203H68V205H67ZM87 204V206H86V204ZM92 203V204H91ZM103 203V204H102ZM106 203H107V205H106ZM218 203H220L219 205H217ZM72 204H73V206H72ZM83 204L86 206H83ZM93 205V208L94 209H92L91 207V205ZM97 204V205H96ZM102 204V205H101ZM206 204H209V206L208 205H206ZM211 204V205H210ZM213 204V205H212ZM77 205V208L75 207ZM82 205V207H84V208H82V207H80ZM91 207H90V206ZM100 205V206H99ZM105 205V206H104ZM117 205V206H116ZM216 205V206H215ZM68 206L69 207H71V208H68ZM96 206H97V208H99V209H97L96 208ZM112 206H113V208H115V212L117 213V214H113V212H111V210H112ZM116 206V207H115ZM170 206V205H169ZM169 206H166V208H167V210L168 209H170L171 207H169ZM207 206V207H206ZM213 206V207H212ZM220 206V207H219ZM87 207L89 208V209H87ZM101 207V208H100ZM104 207V208H103ZM123 207V208H124ZM165 207V206H164ZM180 208V210H179V208ZM206 209V212H205V209ZM232 207V208H231ZM67 208V209H66ZM102 208H103V211H102ZM111 208V209H110ZM131 209H132V207H130ZM214 210H213V209ZM74 209V211L72 212V210ZM79 209V210H78ZM82 209V210H81ZM87 209V210H86ZM92 209V212L90 211ZM108 209V210H107ZM121 209V208H120ZM124 209H126V208H124ZM69 210H70V212H69ZM78 210V211H77ZM84 210H86V211H84ZM96 210V211H95ZM101 212H100V211ZM123 210V209H122ZM177 210H178V212H177ZM208 210H210V211H208ZM224 210V211H223ZM56 211V212H55ZM79 212V213H77V212ZM81 211H82V213H81ZM84 211V212H83ZM90 211V213H89V215L91 216L92 215V213H93V215L89 218V216H88V212ZM97 211L100 213V215H101V213H103L102 214V216L101 217H107V218H102L101 219V217L99 216V213H97ZM105 211H107V212H105ZM130 211V212H129ZM160 211H162V212H160ZM172 211V210H171ZM218 211V212H217ZM72 212V213H71ZM86 212V214H83V213H85ZM105 212V213H104ZM109 212H111L113 215H114V217H113V215L111 214V213H109ZM128 213L129 212V214H125V213ZM167 212V211H166ZM174 212H175V214L176 215H178V216H176L175 215V217H174ZM212 212V213H211ZM66 213H68V214H66ZM80 213L82 214V215H80ZM108 215H107V214ZM132 213V214H131ZM135 213V214H134ZM137 213V214H136ZM163 213H165V214H163V215H165L164 216V218L163 217H161V215ZM177 213H179V214H177ZM184 213V214H183ZM206 213V214H205ZM220 215H219V214ZM43 214H46V215H44V217L46 218V219H44L43 218ZM48 214H50V215H48ZM59 214V215H58ZM67 216H66V215ZM71 214V215H70ZM75 214V215H74ZM97 214V215H96ZM111 214V215H110ZM119 214H121V216L119 215ZM126 216H125V215ZM139 214V215H138ZM186 214V215H185ZM63 215V216H62ZM74 215V216H73ZM94 215H95V217H94ZM107 215V216H106ZM112 217H110V216ZM115 215H116V217H115ZM124 215V216H123ZM128 215V216H127ZM130 215V216H129ZM134 215H136V216H134ZM171 215V216H170ZM215 216V218H214V216ZM48 217V219H47V217ZM58 217L59 218V220H57L58 221V224H57V226L59 227V226H61V227H59V229H58V227H54V225L56 226V224L54 223L56 220V217ZM61 216H62V218H61ZM70 216V217H69ZM78 216H82V218L84 219V223H82L81 221H83V219L81 218V217H78ZM84 216V217H83ZM119 216V217H118ZM123 216V217H122ZM132 216V217H131ZM180 216V217H179ZM227 216H226V218H227ZM42 217V218H41ZM63 217H65V219L64 220H62L63 219ZM110 217V218H109ZM125 217V218H124ZM152 217V219H150ZM175 218L174 220H171L170 218ZM182 217V218H181ZM183 217L185 218V219H183ZM211 217H212V219H211ZM248 217H249V215H248ZM247 217V219H246V217H245V219H246V222L249 220V218ZM76 218H80L81 219V221L80 220H78V219H76ZM87 218H89V219H87ZM97 218H98V220H97ZM119 218V219H118ZM122 218H124V219H122ZM127 218V219H126ZM136 218V219H135ZM149 218V219H148ZM172 218V219H173ZM106 219H110V225H108L109 223H107L106 224V222H108ZM116 219V220H115ZM131 219V220H130ZM133 219H135V220H133ZM166 219H169V220H166ZM205 219H208L207 220V222H206V220ZM214 219V220H213ZM245 219H244V221H245ZM71 220H72V222H76V220H78L75 224L77 225L78 224V226H73L74 225V223H73V225H72V222H71ZM86 220H87V222H86ZM103 221L104 222V220H105V223H103L102 222V224H103V226H102V224H97V222L98 221ZM115 220V221H114ZM150 222V224H149V222ZM172 222H171V221ZM180 222H179V221ZM184 220V221H183ZM186 220V221H185ZM189 220V221H188ZM196 220V222H198V223H196V224H194L195 221ZM213 220V221H212ZM60 221V222H59ZM62 221V222H61ZM81 222V224H79L80 222ZM100 221L98 222V223H100ZM138 221V222H137ZM144 221V222H143ZM155 221H157V222H155ZM169 221V222H168ZM177 221V222H176ZM200 221V222H199ZM216 221V222H215ZM66 222V223H65ZM115 222H117V224L115 223ZM121 222V223H120ZM133 222V223H132ZM176 222V223H175ZM187 222V223H186ZM190 224H189V223ZM210 222H212V223H210ZM219 222V223H218ZM249 222V221H248ZM59 223L60 224H62V223H65V224H63V226L62 225H59ZM86 223V224H85ZM96 223V224H95ZM143 223H144V225H143ZM193 223V224H192ZM204 223V224H203ZM221 223V224H220ZM222 223H223V225H222ZM69 224V225H68ZM88 224V225H87ZM134 225V226H132V225ZM140 224V225H139ZM149 224V225H148ZM180 226H179V225ZM183 224V225H182ZM189 224V225H188ZM207 224H209V225H207ZM241 224V223H240ZM247 224V223H246ZM52 225V226H51ZM72 225V226H71ZM82 225V228H84V229H86V230H84V229H82V228H79L80 226ZM92 225H94V227L93 228H91V229H93V230H95L96 228L95 227H97L98 226V229L99 230H102V229H108V227L109 226H112V227H110V231L108 230L107 231V229H106V231H104V230H102V232L100 231V232H98V229H96V231L94 232L93 231V233H92V230L90 229V226H92ZM99 225H101V226H99ZM107 226V227H105V228H103L104 226ZM136 225V226H135ZM186 225H188V226H186ZM193 225H197V227H195V226H193ZM202 225V226H201ZM225 225H226V227H225ZM242 226H243V224H241ZM69 226V227H68ZM71 226V227H70ZM88 226H89V228H88ZM142 226V227H141ZM183 227V228H179V227ZM185 226H186V228H188V229H186L185 228ZM189 226H191V227H189ZM205 226V227H204ZM241 226V227H242ZM53 227V228H52ZM65 227H66V229H65ZM101 227H102V229H101ZM113 227H115V228H113ZM133 227V228H132ZM192 227H194V228H192ZM207 227V228H206ZM208 227H209V229H208ZM58 230H57V229ZM72 228V229H71ZM78 228H79V230H78ZM113 228V229H112ZM123 228V229H122ZM142 228H144V229H142ZM182 229L181 231H179V229ZM197 230H196V229ZM217 228V229H216ZM64 229H65V231H68V233L66 234V233H64L65 231H64ZM77 229V230H76ZM91 231H90V230ZM130 229H132L131 231H129ZM142 229V230H141ZM176 229H177V231H176ZM190 229H192V233L190 232L191 230ZM196 231H195V230ZM81 230H82V232H81ZM88 230V231H87ZM114 230H115V232L117 233H115L114 232ZM183 230H187L186 231V233H184L185 231H183ZM190 230V231H189ZM220 230V231H219ZM64 231V232H63ZM73 231V232H72ZM80 231V232H79ZM83 231H85V233L83 232ZM124 231L126 232V233H124ZM175 231H176V233H175ZM219 231V232H218ZM69 232H70V235H69ZM79 232V233H78ZM99 233L98 235L99 236H101V237H99L97 234H95V233ZM106 232V234H105V236H104V234H102V233H105ZM114 232V233H113ZM123 233V235L124 234H130V235H127V236H121L122 237V240H120L121 238H120V235L121 234H119V241H118V233ZM129 232H131V233H129ZM137 232V233H136ZM147 232H149V238L147 237V243L145 244V248L144 247H142L141 248V250L142 251H139L140 249H139V246L137 247L136 246V249L134 248V246L135 245H137L136 244V241H135V239L136 238H141L143 235H144V237L145 236H147L148 235V233ZM181 232H183V234L184 235H186V236H184V235H179V233H181ZM188 232V233H187ZM190 232V233H189ZM197 232V233H196ZM203 232V233H202ZM78 234L77 235V237L79 238V242L80 243H77L78 241H76L78 238L76 237V240H74V237L76 236V235H74V237H73V234ZM84 234V236H82L81 234ZM91 233V234H90ZM101 233V234H100ZM107 233H110V234H107ZM178 233V234H177ZM194 233V234H193ZM59 234H63V235H59ZM90 234V235H89ZM114 234V235H113ZM140 234H142V236L140 235ZM174 234H175V236H174ZM189 234H191V236L189 235ZM205 234V235H204ZM55 235V236H54ZM56 235H57V237H56ZM68 236V237H65V236ZM72 235V236H71ZM94 235H97V236H94ZM111 237H110V236ZM115 235H117V236H115ZM131 235H133V236H135V237H133V236H131ZM152 235V234H151ZM173 235V236H172ZM180 237H182V238H180ZM199 235V236H198ZM55 237V238H57L56 240L54 239L53 241H55L56 242V244L54 243V242H51V240H52V237ZM59 236V237H58ZM64 236V237H63ZM72 237V238H70V237ZM82 236V238H80ZM107 236V238H106V240H105V237ZM115 236V237H114ZM158 236L160 237V235H157V238H158ZM184 236V237H183ZM188 236V237H187ZM189 236H190V238H189ZM192 236H195V239H194V237H192ZM87 239H86V238ZM90 237V238H89ZM143 237V238H144ZM156 237V236H155ZM163 237V236H162ZM162 237H160L162 240L164 239V241H162V243H167L168 242V240H169V237H164V238H162ZM192 237V238H191ZM201 237V238H200ZM209 237V238H208ZM217 237V238H216ZM61 238V239H60ZM67 238H70L69 240L67 239ZM91 238H93V239H91ZM94 238H95V240H94ZM100 238V239H99ZM111 238V239H110ZM114 238V240L115 241H113L112 239ZM116 238V239H115ZM127 238V240H125ZM152 238V237H151ZM159 238V239H160ZM170 238V240H172ZM197 238V239H196ZM198 238H200V239H198ZM61 240V242L63 243V242H65L66 241V239L69 241V242H71L72 240H73V243L71 244H66V243H63V245H62V243H60V240ZM81 239V240H80ZM90 239V240H89ZM124 239V240H123ZM145 240H146V238H144ZM153 239V238H152ZM160 239V240H161ZM190 239V240H189ZM194 239V240H193ZM84 241V243H83V241ZM88 242H87V241ZM94 240V242L95 243H93L92 244V241ZM97 240V241H96ZM130 240H132V241H130ZM138 240H140V239H138ZM158 240V239H157ZM182 240V241H183ZM187 240V241H186ZM192 240V242L191 243H188V242H190ZM210 240V241H209ZM216 240V241H215ZM74 241H76L75 243H74ZM90 241H91V243H90ZM123 243H122V242ZM125 241V242H124ZM134 241H135V243H134ZM155 241H156V238H155ZM197 241V242H196ZM203 241V240H202ZM29 242V243H28ZM31 242V243H30ZM57 242H58V245H57ZM104 242V243H103ZM107 242V243H106ZM111 242V243H110ZM116 242V244H114ZM141 242H144L142 239H141ZM196 242V243H195ZM207 242V243H206ZM211 242V243H210ZM82 243L83 244H85V245H87V246H85L84 245V247H81V245H82ZM88 243V244H87ZM125 243V244H124ZM131 243V244H130ZM150 243H151V241H150ZM150 243L148 244V245H150ZM158 243H161V241L160 242H158ZM192 243H194V244H192ZM209 243V244H208ZM30 244V245H29ZM61 244V245H60ZM81 244V245H80ZM91 244L93 245V247H91ZM112 244V245H111ZM127 244V245H126ZM133 244V245H132ZM140 244V243H139ZM138 244V245H139ZM190 244V245H189ZM212 244V245H211ZM59 245H60V247H59ZM66 245V246H65ZM68 245H71V248H72V246L74 245V247L70 250V249H68V248H70V246H68ZM80 246V247H78V249L75 247V246ZM96 245V246H95ZM103 245V246H102ZM109 245H111V246H114V248L113 247H111V246H109V247H111V251H110V249H108V246ZM116 245V246H115ZM123 245V246H122ZM132 245V246H131ZM195 245H197V246H195ZM58 246V247H57ZM83 246V245H82ZM107 246V247H106ZM117 246L119 247V246H122V248L120 249V247L119 248H117ZM127 246V247H126ZM128 246H129V248H128ZM142 246V245H141ZM140 246V247H141ZM186 246V247H187ZM190 246V247H189ZM192 246H195V247H192ZM209 246V247H210ZM61 247H63V248H61ZM101 247V248H100ZM126 247V248H125ZM131 247V248H130ZM149 247V246H148ZM67 248L68 250H65V249ZM74 248H76L77 249V251L76 250H74ZM82 248V249H81ZM90 248H92V249H90ZM94 248H95V250H94ZM128 248V249H127ZM138 248V249H137ZM151 248H153V246L151 247ZM175 248V247H174ZM61 249L63 250L64 249V251H61ZM99 249H101V250H99ZM102 249H103V252H102ZM117 249H119L118 251H116ZM126 249V250H125ZM130 249H132V250H130ZM148 249V250H147ZM183 249V248H182ZM58 250V251H57ZM79 250V251H78ZM89 250H90V253H89ZM98 250L99 251H101V253L100 252H98ZM115 250V251H114ZM121 250H124V253L126 254H123V251H121ZM128 250H129V252H128ZM135 250V251H134ZM176 250V249H175ZM175 250H173V252H172V250L171 251H169V252H172V253H170V255L172 254V256H174V254L176 253V251ZM48 251V252H47ZM68 251H70V252H68ZM94 251V252H93ZM97 251V252H96ZM130 251H133V252H130ZM136 251H139V252H137L136 253ZM154 251V250H153ZM177 251H178V253H179V251L181 252V250H179V249H177ZM190 251H192V250H190ZM45 252V253H44ZM50 252V253H49ZM61 252H64V253H62L61 254ZM67 252V253H66ZM75 253V255L73 254V253ZM149 254H148V253ZM168 252V253H169ZM80 253V254H79ZM122 253V254H121ZM134 253H135V255H137L138 257H136V256H133L134 255ZM177 253V254H178ZM50 254H52V255H50ZM55 254H57L56 256H55ZM59 254V255H58ZM82 254H84V255H82ZM133 254V255H132ZM180 254V253H179ZM47 255V256H46ZM79 255V256H78ZM105 255V256H104ZM131 255V256H130ZM144 255V256H143ZM169 255V254H168ZM184 255H182V256H184ZM81 256V257H80ZM91 256L93 257V259L91 258ZM121 256V257H120ZM123 256H124V258H123ZM126 256H127V258H126ZM146 256V257H147ZM176 256V258L178 259V257H180V256H178V255H175ZM51 257V258H50ZM53 257V258H52ZM68 257V258H67ZM72 257H74V259L72 260ZM94 257H96L97 258V260H96V258H94ZM102 259H101V258ZM107 257V258H106ZM119 257V258H118ZM131 257V258H130ZM136 257V258H135ZM171 257V256H170ZM76 258H79V260H77ZM81 258V259H80ZM93 260H91V259ZM100 258V259H99ZM144 258V259H143ZM181 258V257H180ZM65 259H67V260H65ZM129 259V260H128ZM77 260V261H76ZM83 260V261H82ZM90 260H91V262H90ZM101 260H103V261H101ZM116 260V261H115ZM107 261V262H106ZM122 261V260H121ZM138 261V260H137ZM149 261V260H148ZM69 262V263H68ZM80 262V263H79ZM97 262V263H96ZM106 262V263H105ZM114 262V263H113ZM143 262V263H144ZM122 263H124V261L122 262ZM121 263V264H122ZM132 264V263H131ZM135 264V263H134ZM140 264H142V263H140Z\"/></svg>",
    "mask_w": 264,
    "mask_h": 264
}]
</instances>
